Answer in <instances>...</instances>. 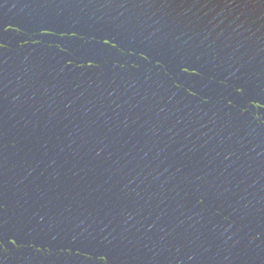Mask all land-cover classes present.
I'll return each mask as SVG.
<instances>
[{
    "label": "water",
    "instance_id": "obj_1",
    "mask_svg": "<svg viewBox=\"0 0 264 264\" xmlns=\"http://www.w3.org/2000/svg\"><path fill=\"white\" fill-rule=\"evenodd\" d=\"M0 264H264V0H0Z\"/></svg>",
    "mask_w": 264,
    "mask_h": 264
}]
</instances>
